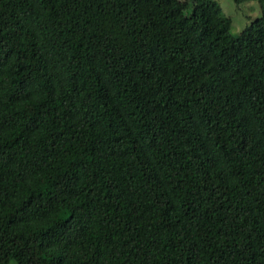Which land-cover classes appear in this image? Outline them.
Masks as SVG:
<instances>
[{
    "label": "trees",
    "instance_id": "16d2710c",
    "mask_svg": "<svg viewBox=\"0 0 264 264\" xmlns=\"http://www.w3.org/2000/svg\"><path fill=\"white\" fill-rule=\"evenodd\" d=\"M257 1L0 0V264H264Z\"/></svg>",
    "mask_w": 264,
    "mask_h": 264
},
{
    "label": "rangeland",
    "instance_id": "374dc122",
    "mask_svg": "<svg viewBox=\"0 0 264 264\" xmlns=\"http://www.w3.org/2000/svg\"><path fill=\"white\" fill-rule=\"evenodd\" d=\"M225 15L232 20L230 33L237 34L243 27L259 15V3L257 0H250L236 5L232 0H217ZM13 264V263H11Z\"/></svg>",
    "mask_w": 264,
    "mask_h": 264
}]
</instances>
